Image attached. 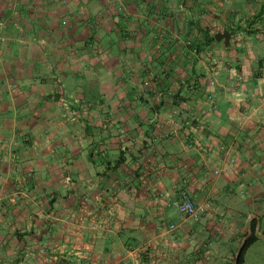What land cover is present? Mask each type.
Wrapping results in <instances>:
<instances>
[{"label": "crops", "instance_id": "crops-1", "mask_svg": "<svg viewBox=\"0 0 264 264\" xmlns=\"http://www.w3.org/2000/svg\"><path fill=\"white\" fill-rule=\"evenodd\" d=\"M0 43V264H233L253 220L258 263L264 0H0Z\"/></svg>", "mask_w": 264, "mask_h": 264}, {"label": "built area", "instance_id": "built-area-1", "mask_svg": "<svg viewBox=\"0 0 264 264\" xmlns=\"http://www.w3.org/2000/svg\"><path fill=\"white\" fill-rule=\"evenodd\" d=\"M2 27H5L2 25ZM173 206L176 210L185 218L196 219L199 215V208L195 204L191 195L186 191L180 192L177 199L174 200ZM176 226L174 224H169L167 230L174 231Z\"/></svg>", "mask_w": 264, "mask_h": 264}, {"label": "rangeland", "instance_id": "rangeland-1", "mask_svg": "<svg viewBox=\"0 0 264 264\" xmlns=\"http://www.w3.org/2000/svg\"><path fill=\"white\" fill-rule=\"evenodd\" d=\"M1 25H4V24H1ZM182 41L184 42L185 46H187V47L189 46V47H191V49L195 48L194 47L195 41L193 39H191V38H189V39L183 38ZM0 45H1V43H0ZM195 52H196V50L193 51V53H195ZM0 53H1V46H0ZM1 59H2V57H1V54H0V65L2 64ZM0 68H1V66H0ZM197 219H198V217L196 219H191V220L196 221ZM259 246H260V248H258V249H255V248L252 249V251H251L252 255L251 256L253 257V261L258 262L257 264H264V243L260 244ZM260 256H261V258H260Z\"/></svg>", "mask_w": 264, "mask_h": 264}, {"label": "water", "instance_id": "water-1", "mask_svg": "<svg viewBox=\"0 0 264 264\" xmlns=\"http://www.w3.org/2000/svg\"><path fill=\"white\" fill-rule=\"evenodd\" d=\"M230 37H231V32L228 30H223L222 32H218L215 35V40L217 42L223 41V44L225 47L229 46V42H230ZM252 231L249 228L248 234L245 236V238L243 239L240 247L238 248L237 252L235 253V257H234V263L233 264H238V260H239V256L241 254V249L245 243V241L247 240V238L251 235Z\"/></svg>", "mask_w": 264, "mask_h": 264}, {"label": "trees", "instance_id": "trees-1", "mask_svg": "<svg viewBox=\"0 0 264 264\" xmlns=\"http://www.w3.org/2000/svg\"><path fill=\"white\" fill-rule=\"evenodd\" d=\"M207 42L211 43L214 42V38L213 37H209L207 38ZM250 229L252 231L251 235L247 238V240L245 241L242 249H241V254L239 256V260H238V264H242L243 263V257L244 254L246 252V250L257 241L258 239V234L256 233V221L253 220L250 224ZM245 236V235H244Z\"/></svg>", "mask_w": 264, "mask_h": 264}]
</instances>
